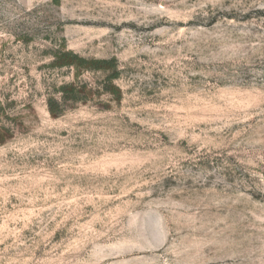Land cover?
<instances>
[{
    "label": "rangeland",
    "instance_id": "1",
    "mask_svg": "<svg viewBox=\"0 0 264 264\" xmlns=\"http://www.w3.org/2000/svg\"><path fill=\"white\" fill-rule=\"evenodd\" d=\"M0 264H264V0H0Z\"/></svg>",
    "mask_w": 264,
    "mask_h": 264
}]
</instances>
